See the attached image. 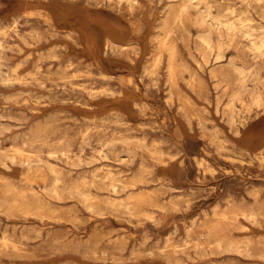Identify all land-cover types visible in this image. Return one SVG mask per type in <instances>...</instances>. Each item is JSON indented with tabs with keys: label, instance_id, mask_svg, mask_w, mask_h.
Instances as JSON below:
<instances>
[{
	"label": "rangeland",
	"instance_id": "1",
	"mask_svg": "<svg viewBox=\"0 0 264 264\" xmlns=\"http://www.w3.org/2000/svg\"><path fill=\"white\" fill-rule=\"evenodd\" d=\"M0 114V264H264V0H0Z\"/></svg>",
	"mask_w": 264,
	"mask_h": 264
},
{
	"label": "crops",
	"instance_id": "2",
	"mask_svg": "<svg viewBox=\"0 0 264 264\" xmlns=\"http://www.w3.org/2000/svg\"><path fill=\"white\" fill-rule=\"evenodd\" d=\"M54 18H55V21H57V22L60 21V19H59L60 17L57 14L54 15ZM62 21L66 22L67 18L62 20ZM98 21L106 27L107 34L106 33H105V35L103 34L105 37V40L109 36V39L112 42L118 44L119 40H127L130 38V32H129L127 27L117 26V25L110 23L107 20L101 18L99 15H92L91 19L88 20L90 27L86 26L81 21V19H79V18L77 20H73V27L81 29V32L84 35L83 37H84L85 43H84V49H83V56L85 58H88V59L93 55V52L91 54L86 52L87 51L86 50L87 43H90L92 41V42H94L96 49L99 48L97 35H95L97 33V31L94 28L97 27V29L99 28L101 31L103 28H105L104 26H101ZM84 30H86L88 32L87 35L84 33ZM103 64L106 66V68L108 70H114V71L128 70L126 68L131 67L129 63L122 62L120 58L106 59L103 61Z\"/></svg>",
	"mask_w": 264,
	"mask_h": 264
},
{
	"label": "bare ground",
	"instance_id": "3",
	"mask_svg": "<svg viewBox=\"0 0 264 264\" xmlns=\"http://www.w3.org/2000/svg\"><path fill=\"white\" fill-rule=\"evenodd\" d=\"M130 4H134V0H127ZM200 5V4H199ZM198 5V6H199ZM115 47V46H114ZM129 47V46H128ZM143 47V46H142ZM121 48V47H120ZM124 48V47H123ZM126 48V47H125ZM122 49V48H121ZM135 49V48H134ZM125 75V74H124ZM124 79V78H123ZM131 79V78H130ZM1 115V114H0ZM2 116V115H1ZM1 132V131H0ZM1 134V133H0ZM254 219V218H253Z\"/></svg>",
	"mask_w": 264,
	"mask_h": 264
}]
</instances>
